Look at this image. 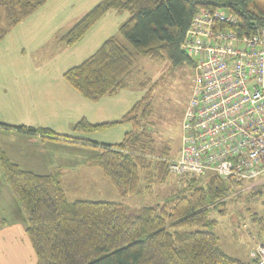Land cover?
<instances>
[{"label": "trees", "instance_id": "1", "mask_svg": "<svg viewBox=\"0 0 264 264\" xmlns=\"http://www.w3.org/2000/svg\"><path fill=\"white\" fill-rule=\"evenodd\" d=\"M43 1L0 0L8 19L5 27L0 26V40ZM200 8L236 15L244 29L252 23L264 27V0H99L57 39L70 47L107 12H124L128 17L118 31L130 47L115 37L105 39L94 53L63 73L64 81L96 103L129 88L139 55L154 62L191 64L180 43ZM149 108L140 100L115 122L90 124L82 119L73 125L76 132H89L130 124L121 141L101 145L91 162L122 198L142 194L140 184L150 174L158 183L171 175L170 158L155 153L144 122ZM6 127L42 138H72L49 128ZM178 177L181 185L174 194L157 206H141L130 216L120 203L69 201L59 175L26 171L12 163L0 147V180L9 188L24 222L35 264H258L222 251L212 231L216 223L208 218L211 209L225 210L227 200L245 182L223 181L214 174ZM201 177H208L205 186L198 183ZM253 195L262 197L264 184ZM252 221L257 237L264 241V216L254 215Z\"/></svg>", "mask_w": 264, "mask_h": 264}, {"label": "rangeland", "instance_id": "2", "mask_svg": "<svg viewBox=\"0 0 264 264\" xmlns=\"http://www.w3.org/2000/svg\"><path fill=\"white\" fill-rule=\"evenodd\" d=\"M98 1L45 0L0 40V70H3L5 65L13 64V68H22L24 75L21 76L28 77L26 92H12L6 97V100L12 102L13 106L18 104L19 108L16 110L19 112V117L24 106L32 102L45 104L47 107L54 106L58 108L56 112L59 114L74 110L75 108L69 109L67 97H64L67 91V94L73 93L71 89L65 87L67 83L62 77L64 71L89 57L109 37H115L130 47L118 31L128 15L124 12L109 11L87 31L80 41L66 47L64 51H55V48H58L57 38L64 35ZM3 14L0 9L1 27L8 24V19ZM193 72L191 64L154 62L143 55L135 59L131 85L127 90H121V94L127 100H141L143 105L150 106L149 114L144 122L148 126L155 153H161L169 158H177L179 155L181 123L191 95ZM31 82L39 85L34 87ZM85 102L95 111L97 106L95 102ZM0 113V117L10 119L6 110H1ZM25 115L23 114V118ZM0 121H2L1 125H6L3 122L12 125L10 122ZM56 121H53V125H58L56 126L58 130L52 129L57 131L58 135L74 134L88 138L98 136L100 139L102 131L107 129L76 132L72 129V124L66 125L59 119ZM129 127L128 123L119 124L117 127L119 129H113L114 133L109 138L103 139L119 142ZM165 149L166 152L162 153L161 150ZM94 169L98 170L97 167ZM78 177L80 178L78 180H62L61 182L69 201L91 200L120 203L130 216L136 215L141 206L161 204L181 185L178 176L171 174L164 182L158 183L150 174L148 180H142L140 184L142 194L122 198L100 169L97 176L80 173ZM183 177L190 178V176ZM207 182L208 177L198 179L201 186H205ZM250 183L251 181L245 182L243 188ZM239 191L232 193L227 200L225 210L211 209L208 218L216 223L212 231L218 237L220 249L242 262H248L250 251L262 241L257 237L252 217L254 215L264 216V195L260 198L255 197L253 195L255 189ZM185 230L183 228L181 231Z\"/></svg>", "mask_w": 264, "mask_h": 264}, {"label": "built area", "instance_id": "3", "mask_svg": "<svg viewBox=\"0 0 264 264\" xmlns=\"http://www.w3.org/2000/svg\"><path fill=\"white\" fill-rule=\"evenodd\" d=\"M180 49L191 60L193 83L170 174L264 184V27L244 29L236 15L200 8ZM249 257L264 264V241Z\"/></svg>", "mask_w": 264, "mask_h": 264}, {"label": "crops", "instance_id": "4", "mask_svg": "<svg viewBox=\"0 0 264 264\" xmlns=\"http://www.w3.org/2000/svg\"><path fill=\"white\" fill-rule=\"evenodd\" d=\"M57 43L59 49L55 48L56 52L64 51L68 47L59 39H57ZM50 62L52 63V61ZM21 69L13 68V64H10L9 66L5 65L4 69L0 70V111L6 110L7 116L10 118L0 117V120L10 122L12 124L10 126L24 125L53 130L52 128L56 129V126H58L53 125V121L57 122L56 119L66 125L72 124V129L73 125L82 119L90 124L115 122L137 102L133 99L127 100L119 91L96 102L97 106L94 111L92 106L86 104L85 101L88 100L66 84L65 87L71 89L73 93L67 94V91L64 97H67L69 109L75 108L74 110L59 114L56 112L58 108H54V106L47 107L45 104L32 102L28 106H24V110L19 117V112L16 110V108H19L18 104L13 106L12 102L6 100V97L12 92H26L27 88L25 86H27L28 77L21 76L24 75ZM31 85L35 87L39 84L31 82ZM23 114H26L25 118H23ZM18 122L23 124H13ZM6 125L0 124V147L7 158L20 168L38 175L57 174L60 182L62 180H78L80 179L78 177L80 173L97 176L99 168L91 162L99 153L101 145L117 143L103 138H109L114 133L113 129H119L117 128L119 124L114 127L111 126L112 128L108 127L110 129L107 128L102 131L100 139H98V136L88 138L81 134V136L74 134L62 135L72 137L71 139L65 137L51 139L17 131L11 127H6ZM130 129L131 127L124 134ZM94 167H97L98 170H95ZM2 221H4L3 224H1ZM35 262L36 257L30 241L24 233V222L18 213L16 203L9 188L0 180V264H35Z\"/></svg>", "mask_w": 264, "mask_h": 264}]
</instances>
